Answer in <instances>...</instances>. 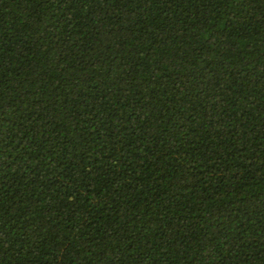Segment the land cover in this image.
<instances>
[{"label": "trees", "instance_id": "16d2710c", "mask_svg": "<svg viewBox=\"0 0 264 264\" xmlns=\"http://www.w3.org/2000/svg\"><path fill=\"white\" fill-rule=\"evenodd\" d=\"M0 264H264V0H0Z\"/></svg>", "mask_w": 264, "mask_h": 264}]
</instances>
